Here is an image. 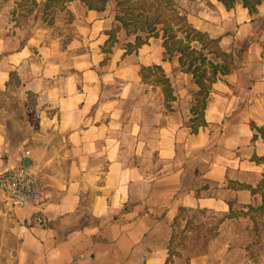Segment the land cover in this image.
<instances>
[{"label": "crops", "instance_id": "obj_1", "mask_svg": "<svg viewBox=\"0 0 264 264\" xmlns=\"http://www.w3.org/2000/svg\"><path fill=\"white\" fill-rule=\"evenodd\" d=\"M36 1L42 26L0 30V172L31 166L44 194L35 208L0 198V264H172L185 255L171 250L177 224L207 227V214L219 217L213 238L229 237L224 225L238 221L248 186L264 176V140L252 128L264 127V2L254 14L240 1L178 7L236 65L212 83L206 124L193 132L199 87L162 40L127 51L135 38L118 47L122 26L106 9L59 0L45 10ZM153 65L171 97L143 79ZM227 249L189 264H224L206 258Z\"/></svg>", "mask_w": 264, "mask_h": 264}, {"label": "trees", "instance_id": "obj_2", "mask_svg": "<svg viewBox=\"0 0 264 264\" xmlns=\"http://www.w3.org/2000/svg\"><path fill=\"white\" fill-rule=\"evenodd\" d=\"M59 0H46L44 9L52 7ZM89 9L104 11L107 7V0H81ZM227 9L235 5L234 0H219ZM241 4L248 9L250 14L257 13L258 6L264 0H240ZM171 13L162 14L152 10L146 3L129 4L127 0H117L121 14H117L116 20L122 27L128 28L134 23L136 32L135 43H129L127 51L137 50L141 45L146 44L150 38L162 40L165 54L168 59L178 56L179 62L185 72L192 74L195 83L199 87L194 95V103L191 109L190 127L196 132L200 126L206 124L204 112L207 107V99L210 94L211 85L219 74H227L236 69V65L231 54L225 53L219 44V39L211 38L207 33H203L194 28L185 15L178 12L168 0ZM26 5V4H24ZM28 11L40 8L36 0H29ZM161 26V27H159ZM118 28H116L117 30ZM144 33V36L138 32ZM143 79H149L152 75H157L156 82L163 86V91L168 97L172 96L171 83L160 65L142 67ZM258 134L264 140V127L253 125ZM252 191H254L252 189Z\"/></svg>", "mask_w": 264, "mask_h": 264}, {"label": "rangeland", "instance_id": "obj_3", "mask_svg": "<svg viewBox=\"0 0 264 264\" xmlns=\"http://www.w3.org/2000/svg\"><path fill=\"white\" fill-rule=\"evenodd\" d=\"M170 1L176 10H178V7L185 5V0ZM107 2L105 14H108L113 19V23L116 26H120L119 22L115 19L117 14H121L117 0H107ZM127 2L129 4L146 3L151 6L152 10L159 13L168 15L171 13L168 0H127ZM28 3L29 0H0V30L3 29L2 26H5L6 22L11 26L7 27L8 29L12 30L14 27L24 26L26 33H31L42 26V18H45L46 15H43L41 8H36L31 12L28 11ZM59 18L60 20H66V17L63 15H59ZM133 31L134 23L130 24L128 28L122 27L118 31V47L126 48L128 42L134 41L137 33ZM138 34L141 36L145 35L140 31ZM157 75H152L146 80L148 83H153V85H160L159 82H156ZM248 187H250L246 197V201L249 202L248 208L241 210L242 214L237 222L227 223L223 227V230L226 231L229 237L213 238L214 229L217 226L216 220L219 217L212 214L206 215L211 221L207 227L201 228L199 224H193V226H189L190 224H177V229H175L177 230V237L171 241V250L173 252L177 248L185 250V255L180 256L176 260L171 256L170 262L173 264L178 261V264H189L193 259L195 260L199 256H203V253L210 248L215 250L218 247L224 249L227 247V252L219 256V259L208 257L206 258V262L215 263L218 260V262L221 261L224 264H264V176L261 177L258 183L254 182ZM236 210H238V207H236ZM232 232L234 237H230Z\"/></svg>", "mask_w": 264, "mask_h": 264}, {"label": "built area", "instance_id": "obj_4", "mask_svg": "<svg viewBox=\"0 0 264 264\" xmlns=\"http://www.w3.org/2000/svg\"><path fill=\"white\" fill-rule=\"evenodd\" d=\"M43 194V179L35 168L21 164L0 172V198L9 208H35ZM35 222L39 226L46 225L39 213L35 214Z\"/></svg>", "mask_w": 264, "mask_h": 264}]
</instances>
